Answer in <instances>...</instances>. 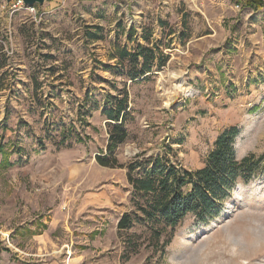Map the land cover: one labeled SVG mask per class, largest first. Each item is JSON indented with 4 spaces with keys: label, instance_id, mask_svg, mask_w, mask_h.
<instances>
[{
    "label": "rangeland",
    "instance_id": "374dc122",
    "mask_svg": "<svg viewBox=\"0 0 264 264\" xmlns=\"http://www.w3.org/2000/svg\"><path fill=\"white\" fill-rule=\"evenodd\" d=\"M9 3L0 1L4 72L14 80L0 96V264H264V7L236 0H47L31 12ZM95 26L102 39L85 44V28ZM131 28L134 42L144 46L145 35L169 58L134 84L107 70L115 64L108 60L112 44L126 45ZM32 76L41 85L36 102ZM179 81L184 92L174 90ZM112 82L116 93L125 84L131 108L128 141L116 152L120 164L166 155L178 169L195 171L232 127L238 160L263 157L214 215L204 222L186 216L156 246L146 225L117 229L130 210L131 187L126 170L95 162L107 144L104 118L96 111L88 127L77 122L84 94L100 103L105 91L115 94ZM6 100L10 117L2 124ZM70 122L74 137L58 146L55 127ZM78 134L88 140L77 144Z\"/></svg>",
    "mask_w": 264,
    "mask_h": 264
},
{
    "label": "trees",
    "instance_id": "16d2710c",
    "mask_svg": "<svg viewBox=\"0 0 264 264\" xmlns=\"http://www.w3.org/2000/svg\"><path fill=\"white\" fill-rule=\"evenodd\" d=\"M242 6L254 10L264 7L263 0H236ZM160 24V22H159ZM95 32H92L91 30ZM101 31L99 26L85 28L83 42L85 44L100 41L98 36ZM134 29L127 32V44L120 47L112 44V53L109 61H114L113 67L108 68L111 75L117 79L131 84L140 83L152 74V70H161L168 61V56H163L156 44L149 46V40L145 35L140 39L145 43L141 45L133 41ZM134 43V44H133ZM0 45V96L4 91L10 90L14 80L4 70L9 67L7 56ZM39 68H43L38 64ZM46 72L54 74V69L48 67ZM60 77V76H59ZM33 102L38 100V91L41 85L35 76L31 77ZM61 80V78H59ZM110 89L115 94L105 91L100 103L84 94L82 102L77 106V122L82 129L88 127L86 119L93 112H98L106 122L107 144L105 150L95 155L94 159L99 167L107 169L126 170V181L131 187L130 210L123 214L117 224L118 231L128 230L134 225H146L151 230V239L158 244L160 237L172 231L188 215L204 222L207 217L214 215L225 196L231 192L238 183H247L256 170L257 163L263 157L255 159L250 155L238 160L235 156L233 143L238 135L235 127L224 130L215 140L212 150L208 153L204 166L195 171H183L171 164L166 155L136 156L126 164H120L116 158V152L128 141L126 128L127 119L131 108L128 92L123 88L116 93V83H109ZM51 94L46 95V100H53ZM90 99V101L88 100ZM89 106L87 107V105ZM9 101L4 103L2 124L10 117ZM50 105V104H49ZM44 109V106H43ZM73 122L61 123L55 129H59L58 146H63L73 134L71 129ZM87 125V126H86ZM4 127V126H3ZM5 128H3L4 130ZM77 144L85 143L88 138L75 136ZM41 144V142H40ZM43 145L41 144V147ZM157 227V228H156ZM168 241L159 247L164 249Z\"/></svg>",
    "mask_w": 264,
    "mask_h": 264
},
{
    "label": "built area",
    "instance_id": "2783aa9c",
    "mask_svg": "<svg viewBox=\"0 0 264 264\" xmlns=\"http://www.w3.org/2000/svg\"><path fill=\"white\" fill-rule=\"evenodd\" d=\"M8 5H10V7H11L12 10L24 8V9L29 10L31 12L34 11L32 6L31 7L25 6L21 0H11ZM4 52L7 55H10L12 53V51L11 50H8L7 48L4 49Z\"/></svg>",
    "mask_w": 264,
    "mask_h": 264
},
{
    "label": "bare ground",
    "instance_id": "6f19581e",
    "mask_svg": "<svg viewBox=\"0 0 264 264\" xmlns=\"http://www.w3.org/2000/svg\"><path fill=\"white\" fill-rule=\"evenodd\" d=\"M173 87H174V90L176 92H182V91L184 92V90H185V84L182 81H179L177 84H174ZM176 92L173 93L172 95L170 94V96L168 98V102H173L174 101L175 96H176L175 94H177ZM168 102L166 103L167 105H168Z\"/></svg>",
    "mask_w": 264,
    "mask_h": 264
},
{
    "label": "water",
    "instance_id": "95a60500",
    "mask_svg": "<svg viewBox=\"0 0 264 264\" xmlns=\"http://www.w3.org/2000/svg\"><path fill=\"white\" fill-rule=\"evenodd\" d=\"M0 1H5L9 3L11 0H0ZM25 6L31 7L35 4L42 5L45 3L47 0H21Z\"/></svg>",
    "mask_w": 264,
    "mask_h": 264
},
{
    "label": "crops",
    "instance_id": "0c3cea01",
    "mask_svg": "<svg viewBox=\"0 0 264 264\" xmlns=\"http://www.w3.org/2000/svg\"><path fill=\"white\" fill-rule=\"evenodd\" d=\"M48 225V224H47ZM46 224H45V226H42L43 228L45 227V229H49L50 230V226L48 225L47 226ZM38 264H42L40 261L38 262Z\"/></svg>",
    "mask_w": 264,
    "mask_h": 264
}]
</instances>
